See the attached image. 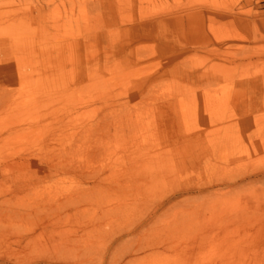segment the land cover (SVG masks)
<instances>
[{
  "label": "rangeland",
  "instance_id": "374dc122",
  "mask_svg": "<svg viewBox=\"0 0 264 264\" xmlns=\"http://www.w3.org/2000/svg\"><path fill=\"white\" fill-rule=\"evenodd\" d=\"M0 264H264V0H0Z\"/></svg>",
  "mask_w": 264,
  "mask_h": 264
}]
</instances>
